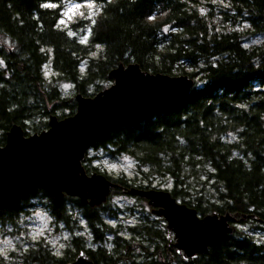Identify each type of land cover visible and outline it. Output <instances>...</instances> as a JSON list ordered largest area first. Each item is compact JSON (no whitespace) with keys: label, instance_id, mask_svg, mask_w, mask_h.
<instances>
[{"label":"trees","instance_id":"16d2710c","mask_svg":"<svg viewBox=\"0 0 264 264\" xmlns=\"http://www.w3.org/2000/svg\"><path fill=\"white\" fill-rule=\"evenodd\" d=\"M78 1L100 4L84 42L59 26V5L45 7L59 0H0V146L14 124L30 135L47 129L52 115L61 119L74 114L76 102L64 95L58 82L69 83L74 95L94 96L112 83L109 74L119 63H136L150 73L185 74L194 80L189 91L125 122L95 144L114 156L132 157L142 181L110 177L86 163L91 160L87 156L86 172H101L126 188L154 189L153 178L171 177V196L198 215L229 211L238 214L236 223L251 222L264 230V40L243 44L247 34H264V0H223L227 6L221 23L246 24L243 31L220 29L202 0ZM46 63L55 73L51 78L44 74ZM201 171L205 179L193 195L187 173L198 179ZM117 192L113 188L107 201ZM36 197L48 199L54 216L68 226L73 223L72 208L81 210L93 242L101 246L85 248L84 239L75 237L57 255L37 243L19 254L18 264H68L80 251L95 264L111 257L124 264H159L147 252L151 246L164 249L163 236L152 244L145 241L142 258L125 256L127 240L117 234L111 247L103 244L107 233L117 232L104 213L115 218L118 211L104 203L85 206L77 197L56 200L36 189L0 204V224L15 225ZM149 229L141 225L136 232L146 235ZM174 264H264V241L237 229L196 258Z\"/></svg>","mask_w":264,"mask_h":264},{"label":"water","instance_id":"95a60500","mask_svg":"<svg viewBox=\"0 0 264 264\" xmlns=\"http://www.w3.org/2000/svg\"><path fill=\"white\" fill-rule=\"evenodd\" d=\"M109 79L112 83L94 96L73 95L74 114L61 119L50 116L48 128L39 133L25 135L20 125H12L5 144L0 146V204L36 189L56 200L67 195L90 206L103 204L117 184L103 173L86 172L82 161L87 151L125 122L173 102L194 83L188 75L150 73L136 63H119ZM125 192L145 198L150 206L158 208L166 221L168 245L177 248L184 262L217 246L227 234L237 230V213L212 212L201 216L195 208L178 202L163 189L133 186ZM68 264L94 262L85 251H80Z\"/></svg>","mask_w":264,"mask_h":264},{"label":"rangeland","instance_id":"374dc122","mask_svg":"<svg viewBox=\"0 0 264 264\" xmlns=\"http://www.w3.org/2000/svg\"><path fill=\"white\" fill-rule=\"evenodd\" d=\"M202 2L204 5L203 7H205V11L208 13L211 12L213 17L211 19L217 23V26L220 29H236L243 31L247 28L246 24L230 26L229 22L223 24L221 23L222 18L224 17V13L221 11H226L225 7L227 6L225 1L202 0ZM53 5L60 6L61 18L58 22L59 26L61 28L70 29V33H72L71 35L79 37L81 41H85L89 33V25L98 14L100 4L95 1L79 2L78 0H59L58 3ZM89 5H91V7ZM263 40L264 34L250 33L244 36L243 44L246 46H252L261 43ZM97 49H99V47H97ZM94 54L95 53L92 55ZM81 68H84V63ZM191 70L192 69L189 67L186 68V71ZM43 71L47 78H51L55 75L50 68L49 63H46L43 66ZM66 85L68 87H65ZM109 85L110 84L106 87ZM58 86L64 95L70 97L74 95L72 86L69 83L58 82ZM86 156L91 158V160L86 163H89L93 167H97L99 171L104 172L110 177L123 176L127 179H135L137 182L143 180V174L140 173L137 163L132 157L126 154L114 156L105 148L93 146L87 151ZM82 164H84L83 161ZM202 174L203 171L199 173V178L197 179L191 172L187 173L189 177L187 178V181H190L191 185L189 191L193 193V195L199 191L200 185H202L199 182L205 179L204 176H201ZM150 185L156 189H166L169 191L173 187L174 181L171 177L161 176L153 178ZM205 186L207 187L206 190L211 192L212 188L210 185L207 184ZM206 190H204L205 193ZM176 200L182 203L181 199L177 198ZM104 204L108 210L109 207L116 208V210L119 208L115 218L110 215L106 217L107 214L104 213L106 223L117 230L116 233H107V241H110L113 236L116 237L115 234H118V237H122L123 239L128 236V223H132V225H135L136 223L134 220H129L130 218H128V216L131 213L126 216L130 208L134 207L137 209L138 207H141V211L150 214V208L146 204L145 199L139 201L137 198L120 194L118 192L111 195L110 199L108 201L106 200ZM69 205L71 204L69 203ZM71 218L73 219V223L68 226L64 221L59 220L54 216L48 199L41 197L34 198L32 205H30L26 211H23L16 219L15 225L0 224V264H18L19 254L26 250L30 245L34 244L35 246L37 243L47 246L57 255H62L64 249L70 245V240L75 237H82L86 241L85 246H89L87 242H91L92 244V232H90L87 227V221L83 212L78 208H72ZM236 227L243 232L251 233L255 239L264 241V230L255 226L254 223L238 222L236 223ZM133 241L137 242L138 240ZM111 244L107 243L106 245L111 247ZM143 245H148V243L144 241ZM141 250L130 254V258H132L131 256L135 258H142L144 254L140 253Z\"/></svg>","mask_w":264,"mask_h":264},{"label":"flooded vegetation","instance_id":"af4514ba","mask_svg":"<svg viewBox=\"0 0 264 264\" xmlns=\"http://www.w3.org/2000/svg\"><path fill=\"white\" fill-rule=\"evenodd\" d=\"M115 188H117L119 190L120 194L128 195L125 192L126 187H124L123 185H120L119 183H117V186ZM128 196H130V195H128ZM136 197H138V196H133V198H136ZM142 199H144V198H142ZM146 204L150 208L149 209L150 214L141 211V209H140L141 207H138L137 209L132 207L129 209V212L126 214V216H128L131 213L128 216V218H130L129 220H134L137 224L135 223V225H132V223H128V227H129V232H128V236H127L128 238L124 237V239L127 240V242L124 245L125 256L130 257L129 255L132 254L133 252H135V251L137 252V251L141 250V247L143 246L144 241H148V242H150V244H152L157 238H160L163 236V238L165 237V239H166V246L164 247V249H162V247H161L160 249L157 250L151 246L150 250L147 252L148 256L152 255V256H150V258L156 259L157 262H159V264H165V263L174 264V262H176L178 259H181V257L179 256V254L177 252V248L175 246H172V245L169 246L168 245L169 241H168V236H167L168 233H167L166 221L163 218V216H161L159 214L157 207L150 206L148 204L147 200H146ZM85 206H89V205L85 204ZM138 209H139V211H138ZM118 210H119V208H118ZM86 221H87V219H86ZM141 225H142V227H143V225H147L150 228L149 229L150 234L142 235L140 232H136V229L140 228ZM87 227L89 228L88 221H87ZM89 230H90V228H89ZM132 230L135 231L134 232L135 235L132 234ZM90 232H91V230H90ZM170 237H171V243H173L174 237H173L172 232L170 233ZM112 239L115 240V238H112ZM133 240H138V241L135 242ZM129 242H131V243H129ZM107 243L110 244V241L109 240L104 241L103 244L106 245ZM87 244L89 246H85L86 245V241H85L84 247L90 248L93 250L97 249L99 246H101L100 244H98V245L95 244L93 242V240H92V244H91V242H87ZM113 244H114V242H113ZM137 244H138V246L135 247V245H137ZM145 251L146 250L143 249V250H141L140 253L146 255ZM155 252H156V254H154ZM76 256H75V258H76ZM98 263L99 264H124L121 260H119L116 257H114V258L111 257L110 261L105 260V259H99Z\"/></svg>","mask_w":264,"mask_h":264},{"label":"snow or ice","instance_id":"6c2138e0","mask_svg":"<svg viewBox=\"0 0 264 264\" xmlns=\"http://www.w3.org/2000/svg\"><path fill=\"white\" fill-rule=\"evenodd\" d=\"M54 5H45V7H53ZM90 7H91V5H89ZM70 35L72 34V33H69ZM81 42H84L83 40L81 41ZM3 62L2 61H0V64H2ZM65 87H68L67 85L65 86ZM6 243H10V242H6Z\"/></svg>","mask_w":264,"mask_h":264},{"label":"bare ground","instance_id":"6f19581e","mask_svg":"<svg viewBox=\"0 0 264 264\" xmlns=\"http://www.w3.org/2000/svg\"><path fill=\"white\" fill-rule=\"evenodd\" d=\"M97 190V189H96ZM93 192V191H92Z\"/></svg>","mask_w":264,"mask_h":264}]
</instances>
